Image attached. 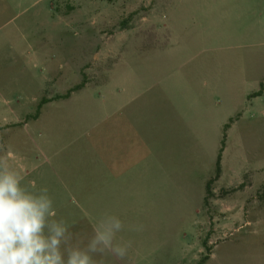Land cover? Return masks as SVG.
I'll return each instance as SVG.
<instances>
[{
  "label": "rangeland",
  "instance_id": "1",
  "mask_svg": "<svg viewBox=\"0 0 264 264\" xmlns=\"http://www.w3.org/2000/svg\"><path fill=\"white\" fill-rule=\"evenodd\" d=\"M263 81L264 0H0L9 164L73 243L118 216L120 264H264V172L236 193L215 180L224 148V180L264 168ZM111 124L143 170L110 171Z\"/></svg>",
  "mask_w": 264,
  "mask_h": 264
},
{
  "label": "clouds",
  "instance_id": "2",
  "mask_svg": "<svg viewBox=\"0 0 264 264\" xmlns=\"http://www.w3.org/2000/svg\"><path fill=\"white\" fill-rule=\"evenodd\" d=\"M15 154L0 142V264H120L132 241L125 240L123 222L111 215L93 226L86 245L73 243V234L57 210L48 187L10 166ZM136 231H143L139 225ZM103 257L97 260L96 255Z\"/></svg>",
  "mask_w": 264,
  "mask_h": 264
},
{
  "label": "crops",
  "instance_id": "3",
  "mask_svg": "<svg viewBox=\"0 0 264 264\" xmlns=\"http://www.w3.org/2000/svg\"><path fill=\"white\" fill-rule=\"evenodd\" d=\"M263 83L264 81L260 83V87L257 92H254L253 94L249 95L250 98L257 99V97H261V95H264V88L261 90V85ZM127 86L128 87L126 88V92L128 93H126V95L131 96L130 99H134V95L129 93V89L133 90V89H136V87L132 83L130 85L128 84ZM261 91L262 93H260ZM117 128H118L117 124L115 125V130H114L113 124H111L110 126V143H111L110 144V166H109L110 171H113L115 168L117 169V162H120L121 165H119V167H121L123 170H126V171L131 170L132 173L134 169L136 171L143 170V164L141 165V163L144 160V152L141 151V149L134 148L133 144H131L130 147L126 145L124 150L120 148L117 149V144L115 143V140L117 142V139H116ZM114 134H115V139H114ZM132 141H134V139H132ZM127 142H128V138L126 137V143ZM113 144H114V147H113ZM225 151H226V148H224L222 151L221 163H220V176L216 182L218 183L223 182L224 186L222 185L223 187L222 189L225 188L226 190L234 191L235 193L241 190L243 191L244 189L253 187L254 185L253 179L257 175L259 176L260 173L264 172V168H261V169L257 168L255 171H251L246 174L241 172L240 174H237L235 178L231 176L229 180H224L223 157H224ZM120 155H122L121 158H120ZM136 161H137V164L134 165V162L136 163ZM135 178L139 180L141 176L137 174ZM136 184L137 183L133 182V185H136ZM262 185H264V180H263V183H261L260 181V184L258 185V188H257V194L260 193ZM257 194L253 195L254 197H252V199H255ZM257 199L260 200L259 198Z\"/></svg>",
  "mask_w": 264,
  "mask_h": 264
},
{
  "label": "trees",
  "instance_id": "4",
  "mask_svg": "<svg viewBox=\"0 0 264 264\" xmlns=\"http://www.w3.org/2000/svg\"><path fill=\"white\" fill-rule=\"evenodd\" d=\"M221 156H222V155H219L218 160H217V175H216L215 180L218 179L219 176H220V163H221Z\"/></svg>",
  "mask_w": 264,
  "mask_h": 264
}]
</instances>
